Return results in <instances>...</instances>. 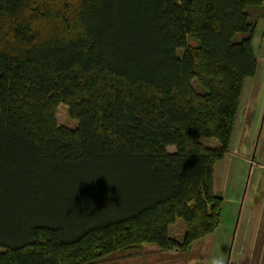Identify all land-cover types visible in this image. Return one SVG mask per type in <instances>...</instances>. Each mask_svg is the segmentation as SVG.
<instances>
[{
	"label": "trees",
	"instance_id": "1",
	"mask_svg": "<svg viewBox=\"0 0 264 264\" xmlns=\"http://www.w3.org/2000/svg\"><path fill=\"white\" fill-rule=\"evenodd\" d=\"M259 19L264 0H0V264L189 252L214 233Z\"/></svg>",
	"mask_w": 264,
	"mask_h": 264
},
{
	"label": "rangeland",
	"instance_id": "2",
	"mask_svg": "<svg viewBox=\"0 0 264 264\" xmlns=\"http://www.w3.org/2000/svg\"><path fill=\"white\" fill-rule=\"evenodd\" d=\"M253 44L257 74L245 80L229 151L214 171V193L223 199L216 231L195 242L189 252L147 244L99 264H264V19L257 23ZM57 121L69 128L77 126L63 104ZM201 142L217 145L216 140ZM184 232V222L177 220L169 235L181 241Z\"/></svg>",
	"mask_w": 264,
	"mask_h": 264
},
{
	"label": "clouds",
	"instance_id": "3",
	"mask_svg": "<svg viewBox=\"0 0 264 264\" xmlns=\"http://www.w3.org/2000/svg\"><path fill=\"white\" fill-rule=\"evenodd\" d=\"M215 264H222V262L221 261H216Z\"/></svg>",
	"mask_w": 264,
	"mask_h": 264
}]
</instances>
